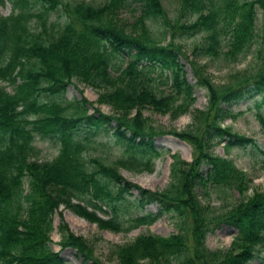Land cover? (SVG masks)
Instances as JSON below:
<instances>
[{"label":"trees","instance_id":"1","mask_svg":"<svg viewBox=\"0 0 264 264\" xmlns=\"http://www.w3.org/2000/svg\"><path fill=\"white\" fill-rule=\"evenodd\" d=\"M7 1L11 12L0 17V83L11 87L10 92L0 87V264H67L59 256L65 249L84 263L101 264L86 241L63 225L60 207L113 233L151 225L162 215L172 220L174 233L139 235L113 246L109 254L115 264H248L264 247V194L246 197L247 175L230 160L213 155L212 149L255 147L252 139L222 126L233 116L223 106L258 95L255 118L264 127V59L214 87L175 40L201 34L192 56L237 60L254 45V9L263 11L264 20V0H178L179 17L193 18L182 24L170 23L161 0H104L98 5L0 0V7ZM57 10L65 16L58 26L48 22L49 14ZM122 11L132 13L131 23L120 19ZM155 21L164 34L162 43L147 25ZM261 40L264 44V35ZM259 53H254L257 58ZM181 59L195 84L207 89V105L192 111L184 131L164 132L142 111L171 120L188 113L194 99ZM72 80L93 90L95 103L109 107L112 115L100 113L84 98L65 100L63 93ZM41 96L52 99L42 101ZM88 106L93 113H88ZM111 124L120 155L109 163L86 156L90 141L86 135L79 137V128L95 134ZM163 135L186 143L190 162L172 155L169 182L159 192L123 180L119 168L152 172L159 156L153 141ZM35 137L56 140L52 160H31ZM258 152L264 161V151ZM132 190L137 192L132 206L155 204V215L126 220L117 215L124 194ZM229 193L237 199L224 208H214L199 197L223 199ZM101 206L109 207L113 215L99 217L95 210L101 211ZM55 214L60 220L58 252L49 247ZM221 226L235 232L228 247L208 249L206 236Z\"/></svg>","mask_w":264,"mask_h":264},{"label":"rangeland","instance_id":"2","mask_svg":"<svg viewBox=\"0 0 264 264\" xmlns=\"http://www.w3.org/2000/svg\"><path fill=\"white\" fill-rule=\"evenodd\" d=\"M63 3H73L84 1L93 5H98L104 0H61ZM161 4L166 12L167 18L170 23L182 24L190 22L187 20V16L182 15L179 17V1L178 0H161ZM255 20V34L256 38L254 45L251 46L249 52L240 56L237 60H225L222 56L212 58H202L192 56V49L201 43L202 35L194 34L190 36H179L175 41L178 47L181 49L184 56L188 61L194 62L195 66L201 71V75L205 80L212 84L214 87L225 85L232 81L240 73L250 71L254 65L259 64L264 59V44L261 43V38L264 35V20L263 11L257 6L254 9ZM11 12V5L7 1L0 7V17L9 15ZM65 16L61 10H57L49 14L48 22L56 26L61 25ZM132 13L128 11H122L120 13V19L131 23ZM154 37L159 40V43L164 39L163 31L158 22H147ZM30 29L35 30L34 23L30 24ZM167 40V39H166ZM261 43V44H260ZM260 50L259 58L254 54ZM225 48L222 49V52ZM180 63L184 66L185 79L187 83L192 87V96L194 99L193 105L187 114L171 120L167 115H159L148 109L142 111V116L145 117L149 123L157 126L161 131H175L182 132L191 122V113L195 110H203L207 105V89L205 87L195 84V78L192 76L191 70L183 59ZM0 87H4L5 91L10 92L11 87L0 83ZM163 89V87H161ZM63 98L67 101L80 100L84 98L88 103L92 104L100 113L104 115H112V111L109 107L104 105H97L95 100L97 98L96 93L83 84L72 80V83L68 85L63 93ZM48 96H41L42 101L51 100ZM259 97L256 94H250L245 98L236 102L223 106L232 113V117L225 119L222 126H225L232 130L233 133L252 139L254 146L233 147L224 150L221 145L214 146L212 149L213 155L230 160L237 169L242 170L248 177L250 183L248 191L245 196L250 197L254 193L264 194V161L258 150L264 151V127L260 126L255 118L256 109L254 103L258 101ZM88 113H93L92 107L88 106ZM90 128H79L77 131L79 137L85 135L89 138V148L85 153L89 157H100L106 159V162H112L121 153V145L116 143L113 136V125H103L95 134L91 133ZM35 149L32 159L38 162H46L52 160L58 150V144L54 138H39L35 137L32 143ZM153 146L159 153V156L153 161L152 172L150 173H138L133 170H127L123 168L118 169L119 175L123 180L134 184L141 189L159 192L169 182V166L171 164L172 155L177 156L184 162H190L191 160V148L184 142L170 135H163L155 138ZM131 194H124V201L117 209V215L121 219L126 220L129 217L138 215H144L151 213L153 215L157 212V206L155 204L148 205L143 209L135 208L132 206L134 199L137 196V192L132 190ZM199 194V192H198ZM203 203H209L214 208L226 207L237 199L235 194L229 193L222 199L215 195H210L204 198L199 196ZM57 212L61 214V220L63 225L66 226L68 231L74 236L80 237L86 241L89 248L92 250L93 256L101 264H115L110 257V250L113 246L122 245L131 242L139 235L153 234L157 236H167L174 233V227L172 220L167 215H162L151 225L140 226L129 232L113 233L105 230L98 229L94 224H90L83 219L76 217L68 210H63L61 207ZM95 213L101 218H108L113 215L110 208L107 206H101V211L95 210ZM60 224L59 217L55 214L53 216V231L50 234L49 247L52 251L58 252L59 247L56 245L60 241V233L58 232V226ZM235 232L232 228L221 226L218 230L208 233L205 239V245L210 250L227 248ZM59 256L67 264H89L84 263L75 255V252L70 249L59 251ZM248 264H264V247L258 248L254 254L252 260Z\"/></svg>","mask_w":264,"mask_h":264}]
</instances>
